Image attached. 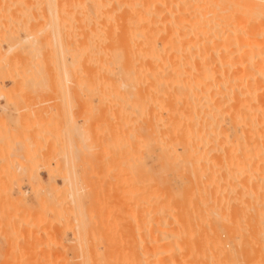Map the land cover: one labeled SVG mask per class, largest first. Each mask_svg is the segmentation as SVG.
Wrapping results in <instances>:
<instances>
[{"label":"rangeland","instance_id":"rangeland-1","mask_svg":"<svg viewBox=\"0 0 264 264\" xmlns=\"http://www.w3.org/2000/svg\"><path fill=\"white\" fill-rule=\"evenodd\" d=\"M10 6L4 8L6 11L0 10V264H82L84 261L80 256L82 254L88 256L91 249V252L95 250V254L90 253V255L94 254L91 255L92 258L96 255L102 257L96 256L99 261L96 257L94 260L89 258V262L97 261L98 264H105L106 261V264L107 262L117 264L119 261L121 264H132L137 261L138 264H144L142 261L138 262L140 258L143 259L140 255L143 254L144 247L151 250V253L154 250V246L153 248L150 245L142 246V240L148 238L145 226L156 220L153 217L152 219L146 217L147 210L153 205V202L149 203V201H153V197L157 199L156 192L159 190H165L166 193L167 185L172 190L170 195H175H172V198L167 194L164 196L163 191L159 199L163 203L165 200V208H170L169 211L174 213L176 211L181 222L185 223H181L183 225L179 228V233L177 232L183 245L179 254L187 255L182 257L192 264H202V262L203 264H264V135L249 136L247 139L250 142L245 141L241 147V142H238L239 139L235 134H232L233 137L230 134L227 138L209 128L189 137L180 134L182 136L179 135L178 140L173 138L171 143L178 141L179 144L182 141L177 147L179 155L182 154V157L194 161L185 162L187 159L184 160L180 156L182 163H179L181 165L177 169L167 166L164 170L162 166L156 164L157 157H161L163 150L160 149L161 144H157L158 140L155 141L154 135L147 137L148 146L153 148L144 152L140 150L136 154L140 156L139 158L128 157L129 149L132 150L131 146L134 147L130 144L135 143L138 132L137 134L131 132L133 129L126 119L128 109L123 103H119L123 104L121 109L117 103L118 98H115L116 90L110 83L113 74L105 64L108 51L96 50L97 45L106 44L105 38L90 41L92 50L90 53H85L78 38L77 31L80 28L78 23L72 25L70 23V26L65 24L66 28L62 29V33L52 35L53 33L49 32L50 25H48L49 30L47 29V22L31 21L29 26H25V23L22 24L23 21L18 24L12 21L11 14L18 15L19 7L13 5L9 10ZM261 18L260 20L263 21L264 17ZM33 41L35 44L32 43ZM105 69L108 80L104 82L102 77ZM125 122L128 124L125 125ZM122 128L125 131L122 132ZM130 133H135L133 134L135 137ZM168 137L170 136H167L168 140L172 138ZM185 139L186 144L183 143ZM187 141H190L189 144ZM193 147L196 151L193 150L195 152L192 153ZM183 161L186 164H183ZM73 169L78 171L76 175L81 176H76ZM144 171L148 176L143 174ZM134 174L140 175L141 179L138 177L137 180L134 176L135 181L129 183V180H132L128 179L129 176ZM67 176L73 181L74 178L76 179L74 196L78 200L81 199L84 204L87 203L88 207L83 205L86 206L83 207L86 209L85 215L90 210L93 212L91 214L90 211L91 216L96 213L97 222L93 221L96 223L94 231H100L98 227H101L102 231L107 229L103 231L104 233L106 231L107 236L102 237L106 233L100 231V233L94 232V236L89 237V241L92 240L91 246H88L89 242L86 243L87 245L79 242V238L67 229L72 226L68 224L71 221L70 216L69 219L67 218L66 208L70 202V199L68 202L70 189H65L66 182L63 183ZM164 177L167 179L164 181L165 185L166 181H169L166 186L164 183L160 184L161 178ZM83 178L86 180L84 181ZM174 190L178 194L173 193ZM52 191L57 195L52 194ZM128 194H134V197L138 195L137 198L141 197L140 201L132 202ZM116 196L121 199L127 198L131 205L127 203V199L116 203L118 199ZM143 198L149 200L144 202ZM169 198L172 200H168ZM88 200H93L94 203L91 204ZM114 202L119 206L123 202L122 206L128 207L125 210L122 206L116 208ZM138 202L139 204H136ZM107 209H111L112 213L116 211L114 215H110L109 223L107 218V222L105 221L107 214L108 218L110 214ZM140 214H144L141 219H145V222L144 220V223L142 222L144 228H137L135 225V220L137 221V217L140 219ZM100 216H103L104 221ZM128 222L135 225L133 232L130 233L135 234L136 238L131 237L130 234V237H127ZM106 223L110 224L109 227L112 225L114 229L107 228ZM122 224L127 227H123ZM124 229L126 230L123 231ZM113 231L114 234L111 235ZM126 231L128 233H124V237L122 233ZM107 237H110L111 241ZM72 239H76V242L71 241ZM131 239L134 242H130ZM102 241L111 245L105 244L103 247ZM126 244L135 246L134 248L129 246L133 255H130L131 251L127 249ZM85 246L91 249L87 252ZM108 246L110 247L107 248ZM176 246L179 248V245ZM182 248H185V251ZM132 249L135 251L133 252ZM155 250V254L159 252ZM97 251L100 255L96 253ZM127 251H129L128 256L124 255ZM121 253H124L123 257L126 256L124 260L119 259V256L123 258L119 255ZM115 258L118 260L116 261Z\"/></svg>","mask_w":264,"mask_h":264},{"label":"bare ground","instance_id":"bare-ground-1","mask_svg":"<svg viewBox=\"0 0 264 264\" xmlns=\"http://www.w3.org/2000/svg\"><path fill=\"white\" fill-rule=\"evenodd\" d=\"M10 5L12 7L13 5L19 7V9H17L19 10L18 15L13 16V14H11L12 21H16L17 24L22 23L23 21L22 24L25 23V26H29V22L31 23V21H34L35 23H39L41 21L47 22V29L49 30L48 25H50L49 32L53 33L52 35L56 33H62V29L66 28L64 27L65 24H68L70 26V23L71 25L72 23H78L80 28L78 29V31H75L79 32L78 38L81 41V47L84 48L83 51L85 53H90L92 50V45L89 44L90 41L97 38H105L106 44H101L99 46L97 45L96 50L98 51L103 49L104 51H108V59L105 64L113 74L112 78L110 79V83L116 90L115 98H118V101H116L118 104L123 103L125 107H127L126 109H128V116H126L128 118L126 119L128 123L131 124L130 127H132L133 129L131 132L134 131L136 134L138 132V136L136 137L133 135L135 133H130L131 135H133L132 137H135L137 140L135 141V143L130 144L134 145V147L131 146L132 150L129 149L127 153L128 157L132 159H134V157L135 159L137 157L139 158L140 156H137L136 154H138L140 150L144 152L153 148L148 146L147 137H149L150 135H152L151 137H153L154 135L155 141L158 140L157 144L160 143L162 148L160 146L159 147L161 150H163L162 154L160 155L161 157H157L156 164L162 166L161 168H163L164 170L167 166V168L170 167L177 169L178 166L181 165L179 163H182L180 161H182V159L186 157H182L181 153V155H179V151L177 149L182 141L180 142L179 140L180 143L177 144L178 141L177 143L175 141H172L173 143H171V140H173V138L175 140H178L179 137L182 136L180 134H185L189 137L198 135L201 133V131H206V128H209L214 130L216 134H222L227 138L228 136H230V134H235V136L239 139L238 142H241V144L239 143L240 146L242 145V143L249 140L247 139L249 136L256 137L264 135V20H260V16H262V18L264 17V0H0V10H3L6 6ZM10 7L8 8L9 10L12 9V7ZM5 11H3V14L5 13ZM257 17L260 18L258 21H255L258 19ZM76 35L78 34L76 33ZM76 35L75 38H77ZM79 39H77V41H79ZM32 43L35 44V41H33ZM102 78L104 82L105 80H108L106 69L104 70V75ZM166 98H169L170 100H167ZM122 105H120L121 109ZM125 107H123V110L125 109ZM126 122L125 125L128 124H126ZM123 131L125 130L123 129L122 132ZM175 134L176 136L178 135L177 139L175 138ZM166 135L170 136L168 137L169 139L171 137L172 138L168 140L166 139ZM187 136H185V138H187L188 140ZM162 139H165L167 141ZM235 140H237V138ZM187 142L189 144L190 141ZM183 143L186 144V139ZM240 146L238 147L240 148ZM193 150L196 151L194 147L192 148V153L195 152ZM240 151H242L241 148ZM180 156L182 158L181 160ZM196 158L198 160V157ZM189 160L187 159L185 160V162ZM185 162L183 164H186ZM76 171L77 170H75L74 172L75 175L78 172ZM156 173L154 174L158 176ZM143 174L145 175L146 172ZM80 176L81 175H79L78 177ZM134 176H136L135 178L139 180L138 177L140 175H130V178L128 179L132 180H129V183L135 181ZM68 177L69 176H67L65 181L63 180V183L66 182L64 186L65 189H70V193H68V195H70V197L68 198V202L69 199L70 202L69 204H67L66 208L68 212L67 218L68 216H70L69 218L71 221L68 224H71L72 226L67 225L71 227H68L67 229H70L69 231H71L74 236L76 235V238H79V242L84 243L85 245H87L86 243L89 242V246L90 242L92 241H89V237L94 236V232H97L94 231V229L96 228L95 222H97L95 216L96 213L95 215H92L95 218L89 214L91 210L88 212L89 216L88 214L85 215L84 210L86 209H84L83 207L86 208L87 203L84 204L81 199L78 200L75 198L74 185L76 179L74 178V182L73 179ZM139 178L141 179V177ZM143 178L144 177H142V179ZM145 179H147V177H145ZM85 180L86 179H84V181ZM165 180H167L165 177L161 178L160 184L164 183V186H166L169 181H166L167 183L165 185ZM165 189L168 190L166 193L165 190H159L160 193L156 192L158 196L157 199L153 197V201H149V203L153 202V205L149 210H147L146 217H148V219H152L153 217L156 220H152V222H150L148 219H146L148 222H150L148 223L149 225L146 224L147 226H149V228L143 225L147 228L146 233L148 234H145L146 236L148 235V238L145 239L144 237H142L145 239L142 240V246L143 244L150 245L152 248L154 246V250L156 247L155 252L157 250H159V252L157 251V253L155 254L154 250H152L153 253H151V250H147V247H144L143 254L140 255L143 257V259L141 260L140 258L138 262L142 261L144 262V264H192L191 261H187L185 257H182L186 254H184L182 251L181 253H183L184 255L181 256L179 254L182 244L180 243L181 239L178 236V233L179 228L182 227L181 225H183L181 223H184V221L181 222L179 217L176 215L175 210H173L175 211L174 213L169 211L171 210L170 208H165L166 203L163 198L162 199L164 200V203L160 201L161 199H159L160 197H162L163 191L165 194L164 196L170 195V193H172L169 185H167ZM175 191L176 190H174L173 193H177V191ZM52 192V194L55 193L54 191ZM172 195H170L171 198ZM132 196L134 197V194H131L128 197L129 200H132V202L133 200L140 201L139 198L141 197L137 198L138 195L134 197L135 199H133ZM85 197L88 198L90 196L88 195V197ZM119 197H121V195ZM116 198L118 197L116 196ZM171 198H169L168 200H170ZM118 199V201L116 200V203L119 201L124 202L126 200L123 199L127 198L124 197L123 199ZM129 200L127 201V203L129 202ZM148 200L149 199L145 198L143 201L147 202ZM88 201L91 204L94 203H92L93 200ZM174 202L176 203V201ZM116 203L114 202L113 204L115 205ZM128 204L131 205L130 203ZM136 204H139V202ZM121 206L117 204L114 207L119 208ZM122 207L124 208V205ZM127 207H125L124 210ZM103 208L106 207L103 206ZM116 208L115 210H118ZM91 209L93 210V207ZM98 210H100L99 207ZM107 210H109V212L111 211V209ZM178 211H180V209ZM115 212H110L109 218L107 214V217H105L106 222V218L108 219L107 223H109L110 215H114ZM126 212L128 211L126 210ZM92 213L93 212L91 211V214ZM141 214L140 219H138L137 217V221L135 220V225L137 228L142 227L143 220L145 222L144 218L143 220H141L142 216L144 215ZM102 215H104V212L102 213ZM100 217L101 220L104 221V218H102L103 216ZM181 219L184 220L183 218ZM94 220L95 222H93ZM114 221L117 223L116 220ZM129 221L131 220L129 219ZM107 223V228L111 227L112 229H114L112 225L109 227L108 225L110 224ZM128 223H126L128 227L122 224L123 227L126 226L128 228L129 232H123V236L124 233H128V235L126 234L127 237L130 234L131 237L136 238V235L134 233L133 234L135 236L131 235L130 233L133 232V227H135V225L133 226L131 222L129 224ZM102 225L104 229V223ZM74 226L76 227V229ZM97 229H100V231H102L101 227H98ZM120 229H118L117 231L119 232ZM125 230L126 229H124L123 231ZM100 231L98 230L97 233H100ZM55 232L56 230L54 231V233ZM113 234L114 231L111 235ZM103 236H107V233L105 235H102V237ZM102 237H100V239H102ZM73 239L71 241L74 242L76 239ZM108 239L110 240V237ZM123 239L124 238H122V240ZM131 240L130 242H134V240ZM102 242L104 243L105 241ZM114 242L115 244H117L116 241ZM81 243L79 244L80 248L82 247ZM103 243L100 244L102 246H105L106 242L104 244ZM109 244L107 243L106 245ZM123 244L125 245V243ZM130 244H126V247L131 251L130 247H132L133 244ZM172 245L174 246L172 247ZM176 245H179V248ZM94 246L95 245H93V247ZM137 246L138 245H136V247ZM175 246L177 249L174 248ZM73 247H75V245ZM109 247L110 246H108L107 248ZM185 248H182V250L185 251ZM90 249L87 248L86 251H89ZM80 250H82V248ZM113 250L111 249V251ZM86 251L84 250V252ZM91 251L88 253L89 255L87 254L88 256L95 254V250L93 252ZM134 251L135 250H133V252ZM84 252L81 251V253ZM104 252L106 253L105 250ZM118 252H120V250ZM128 252L129 251H127L125 254L121 253L119 255H126ZM90 253L94 254L90 255ZM96 253L99 254L100 252L97 251ZM85 255L86 254H82L80 256L83 259L82 261H84V264H98L99 262L97 263V261H89L92 259L94 260L96 256L102 257L96 255L94 256V258H92V256L85 257ZM130 255H133L132 251ZM126 256H128V254ZM126 256L123 257L122 255L121 257L123 258H120L119 256V259L124 260ZM89 258L91 259L89 260ZM98 259L99 258H97V260ZM117 260L118 258L116 259V261ZM135 262L137 263V261ZM108 263L109 262H107V264ZM134 263L132 262V264ZM117 264L121 263H119L118 261Z\"/></svg>","mask_w":264,"mask_h":264}]
</instances>
